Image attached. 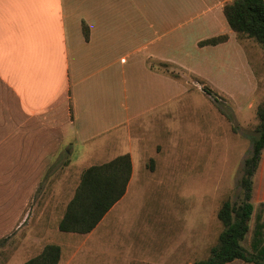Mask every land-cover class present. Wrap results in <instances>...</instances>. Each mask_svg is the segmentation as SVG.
Listing matches in <instances>:
<instances>
[{
  "label": "crops",
  "instance_id": "obj_1",
  "mask_svg": "<svg viewBox=\"0 0 264 264\" xmlns=\"http://www.w3.org/2000/svg\"><path fill=\"white\" fill-rule=\"evenodd\" d=\"M228 1L0 0V239L26 220L43 172L63 149L61 141L70 139L68 152L76 144L99 142L98 156L107 158L117 141L107 136L144 115L163 116L171 98L185 92V86L158 63L207 76L184 62V46L191 44L199 53L214 54L227 51L230 45L242 49L224 14ZM223 35L227 39L217 45L201 44ZM123 45L137 46L134 66L141 80L134 86L135 101L126 104L121 103L122 71L116 66V53ZM250 77L249 86L257 90L255 71ZM123 154L127 153L119 155ZM128 154L133 174L127 192L92 232L81 234L86 241L128 198L136 176L133 156ZM253 198L264 202V151L253 179ZM40 245L41 237L29 234L25 251L37 248V256L45 248ZM58 245L62 251V244ZM145 251H132L129 260L122 255L111 263L119 259L128 264L131 257L159 261L147 258L151 254ZM227 264L252 263L235 260Z\"/></svg>",
  "mask_w": 264,
  "mask_h": 264
},
{
  "label": "rangeland",
  "instance_id": "obj_2",
  "mask_svg": "<svg viewBox=\"0 0 264 264\" xmlns=\"http://www.w3.org/2000/svg\"><path fill=\"white\" fill-rule=\"evenodd\" d=\"M239 41L242 51L230 45L217 54L199 53L191 44L184 46V62L207 76L168 66L171 76H180L185 92L171 98L163 116L144 115L107 136L117 140L109 157L131 153L136 176L128 198L116 208L117 214L87 241L84 235L62 232L60 218L84 170L110 158L98 156L99 142L76 144L68 152L70 139L61 141L65 150L43 172L26 220L0 239V264H23L34 257L37 248L25 251V240L33 233L41 237V248L53 242L62 244L60 264H83V259L88 264H113L111 260L117 257L124 255L129 260L132 251L144 250L151 254L147 258L159 261L131 257L128 264H193L209 257L223 230L218 217L223 202L239 201L242 195L244 162L253 150L260 124L257 110L264 103V47L249 38ZM136 47L123 45L116 53V66L122 71V104L135 101L134 86L141 83L134 66ZM250 70L257 74V90L249 86ZM201 81L219 95L218 101L203 90ZM252 199L255 210L243 242L248 249L257 216L264 218V206L256 203L253 193ZM71 236L72 240H67ZM114 264L121 262L118 259Z\"/></svg>",
  "mask_w": 264,
  "mask_h": 264
},
{
  "label": "trees",
  "instance_id": "obj_3",
  "mask_svg": "<svg viewBox=\"0 0 264 264\" xmlns=\"http://www.w3.org/2000/svg\"><path fill=\"white\" fill-rule=\"evenodd\" d=\"M224 14L238 39H253L264 47V0L228 1L224 5ZM226 39L227 36L223 35L205 40L201 44L217 45ZM159 66L168 71L167 67L174 65L162 62ZM172 77L180 79L177 75H172ZM201 82L204 85L203 90L218 101L219 95L204 81ZM257 115L260 120L258 134L253 139V150L244 162L243 175L240 180L242 188L240 200L233 202L226 199L223 202L218 212V217L223 224L218 242L211 248L209 257L196 260L193 264H227L235 260L264 264L263 216H257L251 249L243 244L250 232V222L255 210L252 202L253 178L264 150V103L258 107ZM151 163H154L153 159ZM132 174L133 162L128 153L85 169L74 197L68 203L59 223V229L68 233L92 232L125 196ZM261 205L264 206V202H261ZM61 252L60 245L51 243L46 245L39 255L23 264H59Z\"/></svg>",
  "mask_w": 264,
  "mask_h": 264
}]
</instances>
